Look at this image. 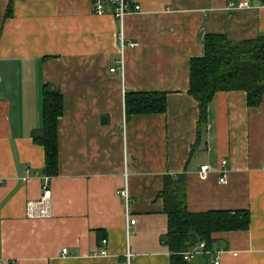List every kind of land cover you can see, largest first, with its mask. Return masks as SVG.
Segmentation results:
<instances>
[{
	"label": "crops",
	"instance_id": "0c3cea01",
	"mask_svg": "<svg viewBox=\"0 0 264 264\" xmlns=\"http://www.w3.org/2000/svg\"><path fill=\"white\" fill-rule=\"evenodd\" d=\"M134 1L140 12L120 25L94 15L91 0H0V264H171L178 247L168 243L158 195L164 177L179 175L189 213L249 214L247 230L213 234L209 254L183 264H213L218 250L219 264H264V94L248 107L243 91L216 93L199 140V109L188 94L189 62L204 55L203 37L264 35V4ZM238 2L248 7L227 9ZM120 36L122 76L110 72ZM46 86L63 98L54 177L32 140ZM140 92L165 93V112L126 117V93ZM44 184L48 216L29 218L26 204ZM125 185L129 226L118 195Z\"/></svg>",
	"mask_w": 264,
	"mask_h": 264
},
{
	"label": "trees",
	"instance_id": "16d2710c",
	"mask_svg": "<svg viewBox=\"0 0 264 264\" xmlns=\"http://www.w3.org/2000/svg\"><path fill=\"white\" fill-rule=\"evenodd\" d=\"M203 46L204 55L189 62L188 94L196 100L199 109L198 140L201 129L206 126L208 105L216 93L243 91L248 107H257L264 94V35L253 40L231 42L222 35L207 34L203 37ZM43 99V126L32 133V140L44 148V174L54 177L57 175V121L63 113V98L58 89L46 86ZM124 106L126 117L163 113L166 94L126 93ZM158 196L163 200L167 217L168 243L178 247L171 264H183L181 254L187 249L190 233H195L208 250L213 243V234L248 229L247 211L189 213L184 175L164 177L163 189Z\"/></svg>",
	"mask_w": 264,
	"mask_h": 264
},
{
	"label": "built area",
	"instance_id": "2783aa9c",
	"mask_svg": "<svg viewBox=\"0 0 264 264\" xmlns=\"http://www.w3.org/2000/svg\"><path fill=\"white\" fill-rule=\"evenodd\" d=\"M248 7L247 2H238V3H229L227 5L228 10H240ZM141 7L134 0H91V11L94 15L102 16V15H111L120 25L123 23L124 18L132 13L140 12ZM121 45H120V59L117 61L116 66L110 69V72H118L120 76L123 75L124 72V62L122 57L123 52V43L122 36H120ZM225 161H221V165L223 166ZM208 166L202 165L199 168V176L201 178H205L207 176ZM224 175L219 179L220 183H225ZM51 191L46 184L42 186V194L40 198L35 202H29L26 204V215L29 218H39L48 216L47 202L50 198ZM119 197L125 204L126 207V219L127 225H134L135 220L129 218L130 210H129V202L130 196L128 193L127 186L125 185L122 189L118 191ZM105 243V240L102 241ZM62 254H65L66 249H62ZM197 253L209 254L208 250L205 247L204 242H197L194 246L183 252L182 258L184 260H189L195 256ZM221 250L216 251L212 254V263L219 264ZM101 255H105V251L100 252Z\"/></svg>",
	"mask_w": 264,
	"mask_h": 264
},
{
	"label": "water",
	"instance_id": "95a60500",
	"mask_svg": "<svg viewBox=\"0 0 264 264\" xmlns=\"http://www.w3.org/2000/svg\"><path fill=\"white\" fill-rule=\"evenodd\" d=\"M262 3L264 4V0H262ZM106 119H103L102 122H105ZM198 242V237L196 236L195 233H190L188 235V247L194 246Z\"/></svg>",
	"mask_w": 264,
	"mask_h": 264
}]
</instances>
